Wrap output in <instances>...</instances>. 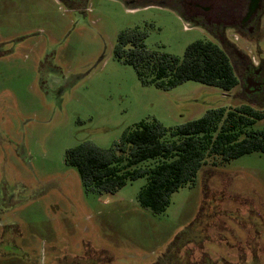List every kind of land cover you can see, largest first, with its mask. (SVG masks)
<instances>
[{
	"label": "rangeland",
	"instance_id": "1",
	"mask_svg": "<svg viewBox=\"0 0 264 264\" xmlns=\"http://www.w3.org/2000/svg\"><path fill=\"white\" fill-rule=\"evenodd\" d=\"M135 27L179 57L197 39L221 45L174 0H0V240L8 229L15 248L0 245V264H264V153L207 156L159 213L136 198L145 177L88 192L66 164L68 148L108 147L141 119L264 108V40L222 43L241 79L230 91L159 89L113 55Z\"/></svg>",
	"mask_w": 264,
	"mask_h": 264
},
{
	"label": "trees",
	"instance_id": "2",
	"mask_svg": "<svg viewBox=\"0 0 264 264\" xmlns=\"http://www.w3.org/2000/svg\"><path fill=\"white\" fill-rule=\"evenodd\" d=\"M145 36L139 27L125 28L113 50L117 60L135 69L142 84L168 89L195 80L230 91L240 82L229 53L215 41L194 40L179 57L147 47ZM257 121H263L260 128L254 126ZM254 151L264 153V108L242 103L207 108L201 116L170 127L155 118L141 119L110 146L85 140L68 148L64 158L88 192H114L145 177L136 198L159 213L169 205L171 193L194 181L207 156L230 160Z\"/></svg>",
	"mask_w": 264,
	"mask_h": 264
},
{
	"label": "flooded vegetation",
	"instance_id": "3",
	"mask_svg": "<svg viewBox=\"0 0 264 264\" xmlns=\"http://www.w3.org/2000/svg\"><path fill=\"white\" fill-rule=\"evenodd\" d=\"M174 1L188 19L205 28L223 47L222 43L237 46L239 40L254 43L264 40V0ZM259 60L251 64L261 68ZM6 233L11 241L8 229H5L0 244L5 242Z\"/></svg>",
	"mask_w": 264,
	"mask_h": 264
},
{
	"label": "crops",
	"instance_id": "4",
	"mask_svg": "<svg viewBox=\"0 0 264 264\" xmlns=\"http://www.w3.org/2000/svg\"><path fill=\"white\" fill-rule=\"evenodd\" d=\"M4 232V231H3ZM9 236L7 235L5 237V242L4 243H1L0 245L3 246V248H5L7 251H13L15 248H14V244L11 243V241L8 240ZM13 246V248H12ZM7 253H10V252H7ZM13 253V252H12ZM15 254V253H14Z\"/></svg>",
	"mask_w": 264,
	"mask_h": 264
}]
</instances>
